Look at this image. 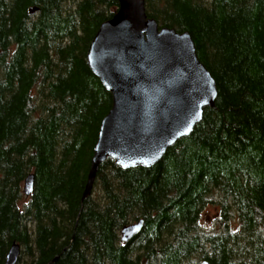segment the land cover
Listing matches in <instances>:
<instances>
[{
    "label": "trees",
    "instance_id": "trees-1",
    "mask_svg": "<svg viewBox=\"0 0 264 264\" xmlns=\"http://www.w3.org/2000/svg\"><path fill=\"white\" fill-rule=\"evenodd\" d=\"M117 7L0 0V264L11 242L16 264H264V0H144L157 27L190 33L215 103L153 165L106 158L83 197L111 106L86 51ZM209 204L219 225L205 232Z\"/></svg>",
    "mask_w": 264,
    "mask_h": 264
},
{
    "label": "water",
    "instance_id": "water-1",
    "mask_svg": "<svg viewBox=\"0 0 264 264\" xmlns=\"http://www.w3.org/2000/svg\"><path fill=\"white\" fill-rule=\"evenodd\" d=\"M117 1V10L100 23L86 51L87 65L110 93L111 106L98 126L83 197L102 161L111 158L121 168L153 165L192 133L217 96L215 79L199 60L189 32L157 27L145 15L144 0ZM32 182L28 173L22 182L25 197ZM142 226V218L121 226L120 240ZM18 258L19 244L11 242L2 264H16Z\"/></svg>",
    "mask_w": 264,
    "mask_h": 264
},
{
    "label": "rangeland",
    "instance_id": "rangeland-1",
    "mask_svg": "<svg viewBox=\"0 0 264 264\" xmlns=\"http://www.w3.org/2000/svg\"><path fill=\"white\" fill-rule=\"evenodd\" d=\"M24 197V196H23ZM26 200V197H24L20 202V206L24 201ZM217 217H218V206L215 204H209L207 205L201 213L199 224L201 225V230L202 231H212L216 228H218V222H217Z\"/></svg>",
    "mask_w": 264,
    "mask_h": 264
},
{
    "label": "bare ground",
    "instance_id": "bare-ground-1",
    "mask_svg": "<svg viewBox=\"0 0 264 264\" xmlns=\"http://www.w3.org/2000/svg\"><path fill=\"white\" fill-rule=\"evenodd\" d=\"M90 193V192H89Z\"/></svg>",
    "mask_w": 264,
    "mask_h": 264
}]
</instances>
